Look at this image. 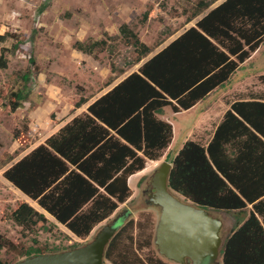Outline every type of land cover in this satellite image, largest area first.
Here are the masks:
<instances>
[{"label":"trees","instance_id":"trees-1","mask_svg":"<svg viewBox=\"0 0 264 264\" xmlns=\"http://www.w3.org/2000/svg\"><path fill=\"white\" fill-rule=\"evenodd\" d=\"M208 8L209 3H198L191 20ZM148 17L146 12L144 19ZM119 34L134 47L138 63L152 53L128 25ZM21 43L19 36L0 34V71L8 69L9 56ZM262 45L264 0H226L93 102L85 115L9 167L5 179L74 236L88 238L130 199L129 178L143 171L148 160L162 159L169 148L173 126L159 118L164 108L172 106L175 113L193 108L229 81ZM106 46L105 40L74 44L92 56ZM21 80L22 86L0 97V109L15 113L23 107L31 77ZM86 103L81 98L75 107ZM13 138L20 150L27 149L29 128L15 129ZM14 158L5 154L7 163ZM166 160L172 164L169 187L186 201L217 213L242 212L252 205L250 217L224 240L221 255L223 264H264V101L234 102L207 147L188 141L174 159ZM144 218V223L130 219L114 236L105 261L173 264L157 254L155 222L151 215ZM12 220L23 230L46 229L50 223L28 202L17 204ZM2 241L0 235L4 247ZM78 246L47 252L33 248L23 259Z\"/></svg>","mask_w":264,"mask_h":264},{"label":"rangeland","instance_id":"rangeland-1","mask_svg":"<svg viewBox=\"0 0 264 264\" xmlns=\"http://www.w3.org/2000/svg\"><path fill=\"white\" fill-rule=\"evenodd\" d=\"M201 1L209 3V8L191 20ZM225 1L0 0V34L9 32L22 41L19 50L9 56L8 69L0 71V97L5 98L12 88L22 86L21 77L27 74L31 77L28 99L23 107L15 113L0 109V235L4 245L0 246V260L16 264L29 249L40 248L47 252L82 245L106 224L109 219L97 226L88 238H77L37 202L8 182L4 172L44 145L72 119L85 115L93 102L138 72L152 56L196 27L208 12ZM146 12L149 14L147 20L144 19ZM123 25H128L152 49V53L139 63L134 47L119 34ZM101 40L107 41L106 49L97 51L95 56L74 48L77 41ZM81 98L87 103L76 108ZM252 99L264 101V45L240 65L229 81L193 108L179 113H175L172 106L164 108L159 118L172 124L174 138L163 157L174 159L188 141L207 147L232 104ZM25 127L29 128L31 143L27 149L20 150L13 133ZM5 154L13 155L14 160L7 163ZM161 165L149 161L143 176L131 178L132 196L126 203L119 204L110 219L127 210L130 213L128 221L144 223V216L151 215L156 227L160 209L147 203L145 190L152 187V176ZM21 202H28L44 213L50 222L48 227L23 230L15 224L12 213ZM211 212L223 220L221 235L225 240L250 217L253 207L249 205L242 212ZM33 240L38 244L34 245ZM155 250L159 255L156 247ZM219 261L223 264L222 255Z\"/></svg>","mask_w":264,"mask_h":264},{"label":"water","instance_id":"water-1","mask_svg":"<svg viewBox=\"0 0 264 264\" xmlns=\"http://www.w3.org/2000/svg\"><path fill=\"white\" fill-rule=\"evenodd\" d=\"M172 164L163 162L152 176L149 205L158 207L154 245L160 256L174 264H220L224 222L211 211L179 198L169 187ZM130 217L127 210L109 219L91 240L66 251L41 254L16 264H106L105 253Z\"/></svg>","mask_w":264,"mask_h":264},{"label":"crops","instance_id":"crops-1","mask_svg":"<svg viewBox=\"0 0 264 264\" xmlns=\"http://www.w3.org/2000/svg\"><path fill=\"white\" fill-rule=\"evenodd\" d=\"M218 7V6H217ZM55 135V134H54ZM173 138H174V130H173ZM172 141H173V139H172ZM165 158L166 157H163L162 159H160V160H157V161H152V162H154L155 164H159V163H163L164 161H165ZM148 162H149V160H148ZM147 162V163H148ZM146 168H147V166H146ZM145 168V169H146ZM144 169V170H145ZM144 170L143 171H140V172H138L137 174H135V175H133V176H131L130 178H129V181L131 180V178L132 177H134V176H143V172H144ZM129 181H128V184H129ZM130 187V186H129ZM131 189V188H130ZM132 190V189H131ZM38 204V203H37ZM31 205V204H30ZM32 206V205H31ZM252 206V205H251ZM34 207V206H33ZM35 208V207H34ZM41 208V207H40ZM40 212V211H39ZM44 214V213H43ZM47 217V216H46Z\"/></svg>","mask_w":264,"mask_h":264},{"label":"flooded vegetation","instance_id":"flooded-vegetation-1","mask_svg":"<svg viewBox=\"0 0 264 264\" xmlns=\"http://www.w3.org/2000/svg\"><path fill=\"white\" fill-rule=\"evenodd\" d=\"M145 193L148 194L147 196L149 197L150 194L152 193V187L149 188V189H147V190H145ZM207 262H208V260H206V261L204 262V264H207Z\"/></svg>","mask_w":264,"mask_h":264},{"label":"bare ground","instance_id":"bare-ground-1","mask_svg":"<svg viewBox=\"0 0 264 264\" xmlns=\"http://www.w3.org/2000/svg\"><path fill=\"white\" fill-rule=\"evenodd\" d=\"M177 196H179L178 194H176ZM179 198H182V197H179ZM184 198V197H183Z\"/></svg>","mask_w":264,"mask_h":264}]
</instances>
